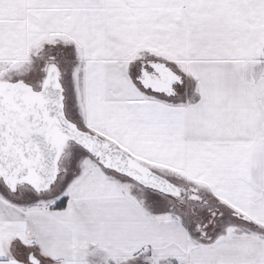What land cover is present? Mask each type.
<instances>
[{"label": "crops", "instance_id": "crops-1", "mask_svg": "<svg viewBox=\"0 0 264 264\" xmlns=\"http://www.w3.org/2000/svg\"><path fill=\"white\" fill-rule=\"evenodd\" d=\"M0 34L4 77L73 52L68 120L247 220L200 237L185 208L91 164L106 191L77 193L87 169L43 193L0 186V264H264V0H0ZM151 64L175 93L141 83Z\"/></svg>", "mask_w": 264, "mask_h": 264}, {"label": "water", "instance_id": "water-1", "mask_svg": "<svg viewBox=\"0 0 264 264\" xmlns=\"http://www.w3.org/2000/svg\"><path fill=\"white\" fill-rule=\"evenodd\" d=\"M151 65L159 67L160 71L145 77L153 83L161 81L156 86L159 91L164 89V82L168 83L167 87L179 82L166 67ZM163 73L170 81L160 77ZM58 77L59 70L52 64L39 89L22 81L0 82V180L4 186L10 191L18 185L27 186L35 193L48 191L57 178L59 147L71 142L105 170L183 203L182 191L185 190L179 185L98 136L79 130L66 118ZM140 81L146 85L144 80ZM30 257L29 262L39 264L36 258Z\"/></svg>", "mask_w": 264, "mask_h": 264}, {"label": "rangeland", "instance_id": "rangeland-1", "mask_svg": "<svg viewBox=\"0 0 264 264\" xmlns=\"http://www.w3.org/2000/svg\"><path fill=\"white\" fill-rule=\"evenodd\" d=\"M3 40H5V37L0 34V44L3 43ZM72 53L69 50L64 51V50H61L60 48L54 49L52 47H49L48 49H44L41 53L38 54L37 59H35L33 62H30V64L25 69V72H23L21 76L17 75L18 77L15 76L14 74L7 76V77H4L5 74L8 73L9 71H11V69H13L15 65H13L11 60H0V78L1 77L5 78V79H0V82H15L18 79H21L23 81H27L29 84L31 83L30 85H32V87L34 89H39L42 81L45 78L47 68L50 65H52V64H49V62H48L49 56H54V58H55V64L54 65H56L58 70H59L58 82H59V84L63 90V104H65L64 103L65 88H67V90H69V92H70V89L72 88V86H74L73 84L70 85V82H69L71 75L73 74L74 77H72V78L74 80L77 77V75H75V73L71 72V65H72L71 56H72ZM69 92L67 95V97H68L67 106H68V110H69L68 113H69V116L71 118H73V117L76 118L77 115L75 113V107H74V105H72L73 104V98H71ZM72 123L75 124V126L77 128H80L79 130L83 131L82 126L79 123H77V122H72ZM85 154H86L85 157L87 159L83 158V156ZM91 164H95L98 167L97 164H99V163H97V161L92 156L88 155L85 151L80 149V147H77L73 143L65 142L63 145H61L59 147V155L57 158V177H58V175H60L58 173H60L61 171L62 172L65 171L64 173L67 174V178H68L65 180L67 181L70 178H73V177L68 175V174H70V172H72V174H73V172L75 173L78 169H80L81 172L83 173L87 169V170H90V174H83L81 176L82 181H85V183H86V187L80 186L77 193L91 192V191H93V192L106 191L109 187H111L113 185V184H106V180H108V176L106 175L107 173L106 174L97 173L94 169L90 168ZM109 175H111L117 179L123 180L124 182H126V184H133L132 181L126 179L125 177L116 175L113 172H111ZM73 179H76V178H73ZM60 180H61L60 183L65 182V181H63L64 177H62ZM170 181L179 185L178 179L170 178ZM57 183L58 182H56V184ZM3 185L4 184L0 180V186L2 187ZM18 186H21V185H18ZM135 186H137V184ZM138 187L140 188L141 186L138 185ZM21 188L24 189L25 187L21 186ZM184 188L187 189V187H185V186H184ZM200 189L193 188V190L195 191L194 194L197 195L200 198V200L199 201L189 200V199L185 200L182 207L185 208L186 213L183 209H182L183 211L179 210V212H181L182 214H184V213L186 214L185 217L188 221L187 224L189 225L190 229L196 235H198L200 237H205L206 232L201 234V232H199V230L196 228L195 223L197 221H201L204 218H206V216H207L206 211L212 210V209L219 210V213H221V215L216 219V221H215L216 228L211 233H209V236H211L212 233L213 234L225 233L227 231V229H229V231H230V228H228V227L231 225L232 226H234V225H246L247 226L245 221L241 220L240 218L236 217L235 214H233L234 212H232L228 209H225L224 207L219 205V203L214 201L210 196L207 195V193L205 194ZM157 196L163 197V201L165 203L167 202L170 206H173L175 209H180L179 208L180 205H178L176 203V201L173 200L172 198H168V197L161 195V194L157 195ZM23 261L27 264H30L29 261L27 260V256L26 257L23 256ZM151 261L152 262H150V264H157V260L152 259ZM106 264H110V263H106ZM114 264H116V263H114ZM133 264H149V263L148 262H141V263L140 262H134Z\"/></svg>", "mask_w": 264, "mask_h": 264}, {"label": "trees", "instance_id": "trees-1", "mask_svg": "<svg viewBox=\"0 0 264 264\" xmlns=\"http://www.w3.org/2000/svg\"><path fill=\"white\" fill-rule=\"evenodd\" d=\"M113 147V146H112ZM184 192V191H183ZM187 193H189V195L187 196L188 198L186 200H195V201H199L200 198L195 195V191H192V190H186ZM176 203L180 206H183V203L185 202V199H184V202H179L178 200H175ZM64 203V200H61L59 201L56 206L59 207V206H62ZM207 216L206 218H204L203 220L201 221H197L195 223V226L196 228L199 230V232H201V234L205 233V232H208L211 228H213L215 226V221L216 219L221 215V213H219V210L217 209H212V210H207ZM235 214L236 217L240 218L241 220L243 221H247L242 215H239V214H236V213H233Z\"/></svg>", "mask_w": 264, "mask_h": 264}, {"label": "flooded vegetation", "instance_id": "flooded-vegetation-1", "mask_svg": "<svg viewBox=\"0 0 264 264\" xmlns=\"http://www.w3.org/2000/svg\"><path fill=\"white\" fill-rule=\"evenodd\" d=\"M48 62H49V64H55V58H54V56H49V59H48ZM155 71V70H154ZM150 72V73H157V71L156 72ZM145 75L147 76V75H149L147 72H141L140 74H139V80H144L143 82L146 84V85H151V86H157V85H159V83L161 82H159V83H153V82H150V81H148L147 80V78L145 77ZM160 77H163V79H165V81H170L169 79H168V76H166V75H164V73L160 76ZM164 86H163V88H164V91L165 92H173V93H175V88H176V91H177V88L179 87L178 85H177V87H176V85H175V87H167V85H168V83L166 84L165 82H164ZM173 85H174V83H173ZM167 87V88H166ZM182 195L184 196V199L186 200L188 197V195H189V193H187L186 191H182ZM30 258H32V257H30V256H28L27 257V260L29 261V259Z\"/></svg>", "mask_w": 264, "mask_h": 264}]
</instances>
